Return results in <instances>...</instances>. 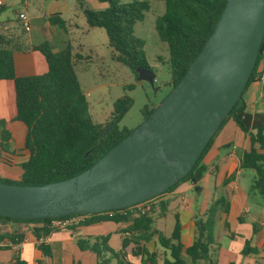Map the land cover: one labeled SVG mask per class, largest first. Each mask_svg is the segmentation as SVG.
<instances>
[{"label":"trees","instance_id":"1","mask_svg":"<svg viewBox=\"0 0 264 264\" xmlns=\"http://www.w3.org/2000/svg\"><path fill=\"white\" fill-rule=\"evenodd\" d=\"M106 2L104 9L92 10L83 8L82 13L88 27L102 28L107 36V43L114 53L116 61L131 68L142 67L150 69L143 41L133 33V25L142 21L144 11L149 9L146 0H100ZM164 12L155 20V29L159 39L166 43L169 54V69L171 88L177 84L189 65L202 49L211 34L226 0H163ZM50 22H64L59 14H50ZM31 50L40 52L47 64L46 72L39 75L17 76L14 71L12 53L17 48L0 46V79L12 80L14 85L16 114L14 119L23 123L26 134L23 150L26 159L20 164V175L16 180L0 179L7 183L22 185H40L68 178L92 165L106 151L117 144L131 131L119 127L118 122L124 115L131 100L122 95L113 102V111L104 123H93L88 115V104L81 91L76 73L77 59L72 53V47L67 44L60 50L54 51L48 42L29 46ZM264 37L259 53L249 76L250 82L259 81L264 70L258 66L263 57ZM245 86V87H246ZM245 89V88H244ZM153 106L142 109L144 119L154 110ZM244 109L241 98L235 103L229 115L222 121L220 128L227 119L232 118L235 124L250 139V148L244 151L239 159L241 169L254 172L250 191L259 195L264 202V125L255 131H248L239 113ZM0 119V140L7 141L9 132L4 128ZM112 127L105 135V129ZM214 134V136L216 135ZM214 136L210 139L192 169L165 192L155 197L157 201L151 204L150 210L137 212L134 205L122 209L109 210L100 213L84 214L81 222L66 227L75 231L79 226H86L105 221L127 223L121 230L123 234L119 249L108 245L109 234L96 237H75L76 245L81 250H89L96 255V264H221L215 255L220 244L214 236L216 215L219 211L227 213L228 203L224 198H214L203 214L193 216V239L184 245L181 241V223L175 213L174 224L169 236L164 235L154 227L157 217H163L167 210L168 201L161 199L164 193L174 190L180 182H190L194 186L202 178L206 166L202 159L211 146ZM90 151L86 156L84 154ZM70 214L62 217L77 216ZM0 219L16 222H30L34 225L30 232L37 239L48 236L61 228L51 225L52 218L22 219L1 216ZM242 222V218H238ZM224 228L229 231L225 221ZM258 224H252V234H256ZM230 237L234 236L229 234ZM23 233L17 231H2L0 242L7 241L9 245L0 249H9L11 245L20 244ZM153 242L158 249L148 250L146 243ZM39 250L44 256H50V248L39 242ZM129 254L137 258V262L128 259ZM261 249L251 244V239H244L240 254L257 256ZM114 261V263H112ZM11 264H28L18 251H15ZM225 264H236L230 261ZM259 264H264V262Z\"/></svg>","mask_w":264,"mask_h":264},{"label":"water","instance_id":"2","mask_svg":"<svg viewBox=\"0 0 264 264\" xmlns=\"http://www.w3.org/2000/svg\"><path fill=\"white\" fill-rule=\"evenodd\" d=\"M263 37L264 0H226L187 71L136 129L68 178L40 185L0 180V215L34 219L100 213L165 192L192 169L241 98ZM133 71L137 81L154 85L151 69Z\"/></svg>","mask_w":264,"mask_h":264},{"label":"crops","instance_id":"3","mask_svg":"<svg viewBox=\"0 0 264 264\" xmlns=\"http://www.w3.org/2000/svg\"><path fill=\"white\" fill-rule=\"evenodd\" d=\"M77 1L0 0V46L17 48L12 53L14 71L17 76L39 75L47 70L43 55L36 50H31L29 46L46 41L54 51H57L70 44L68 36L75 30L82 28L88 33L99 29L98 27L90 28L86 25L82 9L78 8ZM92 1L101 2L104 6L101 9L107 6L105 2L100 0ZM63 4H66V9L62 7ZM9 6L16 8L13 18L9 17ZM19 12H24L28 18L27 29L22 27L21 21L17 17ZM50 14H59V18L64 23L58 24V19L56 22H50L48 19ZM68 15L72 17H68ZM73 17L77 20L82 17L84 24L75 23L72 20ZM15 26L18 31L14 29ZM19 32L23 33L22 36L25 41H22ZM72 53L78 62L81 59L80 54L73 47ZM263 66L264 51L258 69L261 70ZM242 99L244 109L238 117L248 131H255L259 126L264 125V81L250 82L242 92ZM15 114L13 82L12 80L0 79V119L4 123V128L9 132L7 139L9 146L6 149L3 148V142L7 141L0 140V174L11 180H16L19 177L20 164L26 159L23 150L26 127L14 119ZM250 145L248 134L242 131L232 118L227 119L214 136L211 146L202 159L206 171L197 186L187 181L178 185L174 190L164 193L161 197V199L168 201L166 212L174 208V214L179 215L181 241L184 245L190 244L193 239V216L203 214L211 199L219 197L225 199L228 203V212L219 211V220L225 231L227 230L224 228V222L228 223V237L233 243L228 247L220 245L216 251L215 255L221 264L230 261L242 264L239 262L241 260L240 250L244 239H253V223L259 226L255 235L261 234V236H258L255 246L259 247L261 251L259 255L246 256L245 259L252 258L254 259L252 264H259L260 257H264V220L251 217L250 223L245 221V214L250 211L248 201L251 195L250 185L253 176L244 172L246 169L239 167V159L244 151L249 150ZM258 151L264 154V150L259 149ZM195 187H198L199 191H196ZM192 189L198 195H187L188 191ZM199 198L200 201H198ZM239 217L242 218V222L239 221ZM84 218L85 216H79L77 222L83 221ZM33 225L34 223L30 222L0 219L2 231L23 233V240L20 244L11 245L9 249H0V264H11L15 251H18L20 257L28 264H96V255L89 250L79 249L75 237H96L109 234L108 245L116 250L121 246V239L124 234L121 230L127 223L105 221L79 226L75 231L64 228L39 240L30 232ZM243 230H245L244 233H242ZM230 233L234 236L230 237ZM235 239L239 240L237 246H233L236 243L233 241ZM39 242L50 248L49 257L44 256L39 250ZM4 245H9V242H0V246ZM126 251L128 252V259L131 262H137L136 257L129 254V248Z\"/></svg>","mask_w":264,"mask_h":264},{"label":"rangeland","instance_id":"4","mask_svg":"<svg viewBox=\"0 0 264 264\" xmlns=\"http://www.w3.org/2000/svg\"><path fill=\"white\" fill-rule=\"evenodd\" d=\"M119 1L129 2L132 0ZM146 1L149 3V9L144 11L142 21L134 23L133 33L143 41V49L147 61L150 69L155 73L153 86L146 81H137L136 74L131 68L115 60L114 53L107 43L106 33L102 28L88 33L85 32V29L79 28L68 36L70 45L80 54L81 59L76 64V73L81 91L88 104L89 118L93 123L100 124L107 121L113 111V102L115 99L126 95L130 98L131 103L118 122V126L124 127L129 131L134 130L144 120L142 109L145 106L156 107L171 90V86L169 85L171 74L167 45L159 39L154 25L156 18L164 12V2L163 0ZM77 4L78 8L80 7L81 9L86 7L92 10H98L104 7L101 2H94L92 0H78ZM62 7L66 9V4H63ZM15 10L16 8L9 6L10 18L14 17ZM68 17L72 16L68 15ZM72 20L75 23L84 24L82 17L78 18V20L73 17ZM14 29L18 31L16 26ZM20 35L22 41H25L22 32ZM8 146V141L3 142L4 149ZM244 172L252 176L254 175V172L249 169H246ZM0 179L6 178L0 174ZM185 182H180L179 185ZM191 194L193 196L198 195L194 189L187 193V195ZM154 200L152 202L157 201V199ZM198 201H200V198ZM248 206L250 211L245 214L246 222L250 223L251 217L264 220V202L258 194L251 193ZM173 211L174 208L165 212V215L160 218L157 217V210L154 213V216L157 218L154 227L166 236L170 235L174 224ZM221 224L218 212L214 226V236L221 246L228 247L233 242L228 237V231H225ZM244 232L245 230L242 231V233ZM252 236L251 244L256 245L258 236H261V234H254ZM233 241H236L233 246L239 244V240L235 239ZM147 248L149 250L156 248L161 252V249L158 246H154L153 242L147 243ZM245 258L246 256L241 255L239 262H242V264L253 263L254 259ZM259 262H264V257H260Z\"/></svg>","mask_w":264,"mask_h":264},{"label":"built area","instance_id":"5","mask_svg":"<svg viewBox=\"0 0 264 264\" xmlns=\"http://www.w3.org/2000/svg\"><path fill=\"white\" fill-rule=\"evenodd\" d=\"M17 17L21 21L22 27L24 29H27L28 28V18L26 16V14L24 12H19L17 14ZM262 70H264V66H263ZM259 81H264V73L260 76ZM154 199L155 198H152V199L137 203L134 205V208L137 210V212H141V213L146 212V211L150 210L151 204L154 203V202H152ZM83 215L84 214H80L77 216H68V217H62L61 216V217L52 218L51 225L57 226L61 229H64V228L71 226L74 223H76L78 217L83 216Z\"/></svg>","mask_w":264,"mask_h":264}]
</instances>
